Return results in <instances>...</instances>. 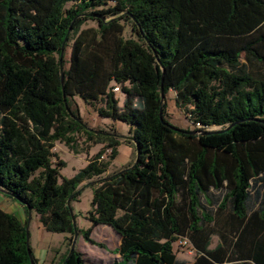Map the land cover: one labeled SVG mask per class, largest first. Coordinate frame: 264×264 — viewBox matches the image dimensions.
<instances>
[{"label":"trees","instance_id":"16d2710c","mask_svg":"<svg viewBox=\"0 0 264 264\" xmlns=\"http://www.w3.org/2000/svg\"><path fill=\"white\" fill-rule=\"evenodd\" d=\"M250 64L264 67V0H0V190L27 215L0 209V264H31L27 206L69 235L61 264H87L74 233L95 244L98 225L120 237L114 264H264V71ZM170 91L193 129L168 121ZM76 97L128 136L89 129ZM76 136L107 148L66 178L54 149L75 150ZM122 138L135 160L107 174ZM84 182L93 227L80 230ZM181 238L193 262L178 258Z\"/></svg>","mask_w":264,"mask_h":264},{"label":"rangeland","instance_id":"374dc122","mask_svg":"<svg viewBox=\"0 0 264 264\" xmlns=\"http://www.w3.org/2000/svg\"><path fill=\"white\" fill-rule=\"evenodd\" d=\"M70 6L71 4L67 5V7ZM86 25L96 26V23L89 22ZM126 26L125 37L134 38L135 35L130 23H126ZM70 54L71 43L65 50L66 67L69 65ZM242 60H244V57H242ZM250 70L255 73L262 72L264 71V67H258L257 64H250ZM112 84L116 85L115 82ZM116 95L122 106L126 97L125 94L123 92H117ZM74 102L75 104H73V108L78 107L80 116L89 129L103 132L107 131V129L110 128V125H113L117 135L122 137L128 136L129 125L127 123L119 120L113 121L112 119L99 116L96 107L101 105L98 104L93 106L92 104L85 103L78 97L74 98ZM166 103L168 113L167 119L172 125L180 128H194L190 120L187 119L185 112L177 107L175 93L173 91L168 93ZM130 147L131 144L122 138L121 144L116 148L119 156L111 163L110 172L122 168L118 165L121 164L123 159L128 157ZM105 148H107L105 145L87 143L83 136H76L75 150L70 149L64 143L56 142L54 151L66 162V165L60 171L61 175L66 178H72L79 170L85 168L99 151ZM109 158L110 155L105 157L104 161H108ZM133 159L135 160L134 156ZM54 161L56 162L55 159ZM79 189H81V194L78 199L71 202V208L73 215L75 216V224L77 228L80 230H87L93 227L92 223L86 218L87 212L91 209L93 187L87 185V182H84ZM0 209L16 216L22 222L27 218L22 204L17 199H14L1 190ZM29 236L30 246L38 264H61L69 253V243L68 239H66L69 235L66 233L47 231L40 223L39 215L34 210L31 212V218L29 221ZM91 238L95 241V244L85 241L82 235H77L75 241V248L83 253L87 264H114L117 262L119 255L115 250L120 245V237L112 228L106 225H98L93 228ZM217 243L218 238L214 236L211 247L216 246ZM99 244H102L103 247ZM178 249V243L175 242L174 250L177 251L178 258L185 259L189 262L194 261L196 256L195 252L189 253L187 249Z\"/></svg>","mask_w":264,"mask_h":264},{"label":"water","instance_id":"95a60500","mask_svg":"<svg viewBox=\"0 0 264 264\" xmlns=\"http://www.w3.org/2000/svg\"><path fill=\"white\" fill-rule=\"evenodd\" d=\"M63 54H64V44L62 45L61 57L63 56ZM63 80H64V75L62 73L61 74V82H62V84H63ZM164 100H165V94H164V87L162 85V87H161V106H160V113H159L160 114V118H161L162 121H163V119H162V109H163ZM95 132L97 133L98 131H95ZM2 192H4V191H2ZM4 193L7 194V192H4ZM27 207H28L29 213H28L27 226H26V239H27V247H28L30 263L34 264L33 259H32V255H31V252H30V241H29L30 240V236H29V221H30V218H31V209H30L29 206H27ZM72 219H73V226H74V229H75L76 228V224H75V219H74V215L73 214H72ZM76 238H77V232L75 230L71 249H73L75 247Z\"/></svg>","mask_w":264,"mask_h":264},{"label":"built area","instance_id":"2783aa9c","mask_svg":"<svg viewBox=\"0 0 264 264\" xmlns=\"http://www.w3.org/2000/svg\"><path fill=\"white\" fill-rule=\"evenodd\" d=\"M113 91L115 93L117 92H120V87L117 85L116 87L113 88ZM112 152L110 148L106 149L105 150V153L104 155L101 157V159H105V157H107L108 155H110ZM178 246L181 248V249H187L189 251V253H193L195 252L192 247H191V244H190V241L187 239V238H181L179 241H178Z\"/></svg>","mask_w":264,"mask_h":264},{"label":"crops","instance_id":"0c3cea01","mask_svg":"<svg viewBox=\"0 0 264 264\" xmlns=\"http://www.w3.org/2000/svg\"><path fill=\"white\" fill-rule=\"evenodd\" d=\"M101 145H103V144H101ZM118 156H119V155L117 154L115 160L118 158ZM133 156H134V151H133V148L130 147V149H129V153H128V157H126V159H123V160L121 161V164H119L118 166L123 167V166H125L126 164L130 163V162L133 160ZM115 160H114V161H115ZM114 161H113V162H114ZM109 173H111V172H110V167H109V170H108L107 174H109ZM182 260H185V259H182ZM186 261H187V260H186ZM191 262H193V261H191Z\"/></svg>","mask_w":264,"mask_h":264}]
</instances>
